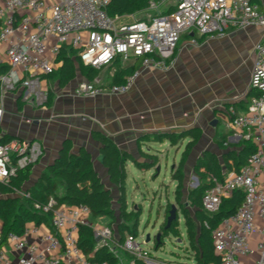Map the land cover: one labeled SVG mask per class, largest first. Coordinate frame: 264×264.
I'll list each match as a JSON object with an SVG mask.
<instances>
[{
    "label": "built area",
    "instance_id": "obj_1",
    "mask_svg": "<svg viewBox=\"0 0 264 264\" xmlns=\"http://www.w3.org/2000/svg\"><path fill=\"white\" fill-rule=\"evenodd\" d=\"M110 2L0 0V44L6 45L5 56L10 66L7 73L0 75V97L18 92L23 104L44 106L48 92L42 85V77L57 68L56 58L63 46L72 48L84 66L96 70L106 68L116 58L121 59L122 66L139 61L137 71L124 83L107 88L110 94L120 96L130 90L141 71H168L184 34L212 37L222 36L229 28H264V10L251 0H149L144 13L159 12L156 16L146 15L147 19L137 17L139 14L110 17L107 14ZM197 43L193 37L191 44ZM47 51L51 59L44 55ZM98 84L97 79L80 82L74 95L95 98L104 89ZM247 90L249 99L241 112L233 106L225 109L227 128L233 135L224 146L251 141L254 152L238 172L224 171L222 180L208 177L209 186L201 201L202 209L213 214L223 199L234 192L243 194L238 209L210 229L213 250L221 264H241V258L252 252L249 240L253 234L260 238L256 244L259 254L256 264H264V185L259 181L264 180V41L255 46ZM3 113L0 108V120ZM43 153L39 140L13 138L1 143L0 183L7 184L19 171L34 168ZM18 194L30 197L27 189ZM255 206L259 208L261 226L254 221ZM34 208L49 214L48 224L28 223L22 235L9 233L3 241L0 232V264H108L90 261L78 247L81 225L93 230L96 242L110 240L114 232L93 216L87 205L58 206L49 198L46 204L34 203ZM205 227L209 229L206 223ZM136 237L127 233L112 248L107 245L117 259L116 264H160L148 259L149 252L141 248L145 240L137 244ZM3 243L7 244L6 249ZM187 247L185 260L170 264H196Z\"/></svg>",
    "mask_w": 264,
    "mask_h": 264
},
{
    "label": "crops",
    "instance_id": "obj_2",
    "mask_svg": "<svg viewBox=\"0 0 264 264\" xmlns=\"http://www.w3.org/2000/svg\"><path fill=\"white\" fill-rule=\"evenodd\" d=\"M251 1L264 10V0ZM193 37L198 41L196 46L191 44ZM263 41L264 28L257 26L242 30L229 28L222 36L212 37L189 32L181 37L168 71H141L124 95H112L102 89L103 92L95 98L78 97L74 90L83 81H77L76 77L77 83L73 80L65 87L55 83L56 96L49 105L37 107L20 101L19 108L18 92L0 97V108L4 111L0 120V138L39 140L44 148L42 158L23 188L28 189L34 184L36 180L32 178L36 177L38 169L40 176L43 169L53 163L64 140L71 141L73 151L86 148L96 154L101 148L96 134L107 137L120 150L142 163L148 161L147 156L158 159L162 156L156 148L173 146L167 140L163 143L153 141V134L178 135L198 129L201 138L188 162L192 164L191 161L204 151L215 153L221 160L216 136L218 138L223 132L227 140L233 135L227 128L225 109L235 105L241 112L245 108L250 95L247 84L255 46ZM5 50L6 45L0 44V64H7ZM44 82L45 88L48 87L49 82ZM145 136L149 138L143 139ZM190 142L191 139L185 137L176 147ZM240 147V144H230L228 148L239 151ZM231 162L228 163L231 165ZM131 164L136 167L133 162ZM224 168L222 166V172L226 171ZM29 183L31 186L27 187ZM1 227L0 221V230ZM257 241L258 236L252 237L254 249L250 257L241 259V264H256L259 259L255 251Z\"/></svg>",
    "mask_w": 264,
    "mask_h": 264
},
{
    "label": "trees",
    "instance_id": "obj_3",
    "mask_svg": "<svg viewBox=\"0 0 264 264\" xmlns=\"http://www.w3.org/2000/svg\"><path fill=\"white\" fill-rule=\"evenodd\" d=\"M149 0H111L107 7V14L110 17L123 16L131 14H143L147 9ZM57 68L48 76L42 77V80L50 82V79L56 78L59 87H65L72 82L79 71L88 81H94L99 70L89 66H84L78 59L76 52L68 47L63 46L56 58ZM113 70L111 75V84L119 85L125 82V79L134 74L139 68V61L132 65L123 67L121 59L116 58L112 64L106 67ZM10 66L8 64H0V75L7 73ZM51 97L48 96L47 105L51 103ZM20 97H18V106L21 107ZM233 107L236 108L235 105ZM101 144L102 166L105 168L106 176L109 181L119 187L122 194V204L125 201L126 194V167L129 161H132L138 169L143 168L145 171L156 168L158 164L149 158L148 162H138L128 153L120 150L115 143L103 135L96 134ZM153 141L163 143L169 141L173 145L174 142L179 143L185 137H189L191 142L185 146L182 157L177 168V172L172 171V180L177 181L175 190V201L179 202L177 206L178 217L171 227L166 231V218L168 212L165 209L164 221L160 227L161 240L171 231L177 238H182L178 232L179 215L183 216L185 225V238L187 240V251L193 257L196 264H221L220 257L214 253L210 229L219 225L226 217L232 215L243 202V194L234 192L229 198L222 200L219 210L216 213L208 214L202 209V197L208 188L207 178L210 176L217 177L222 180V165H225L227 172H238L240 167L246 163L247 157L254 152V146L251 141H243L240 143V150H231L224 146L225 136L222 135L221 140L217 142L218 148L221 150V162L217 155L212 152H204L194 163V171L198 174L199 185L194 190L186 192L185 201L183 199V167L186 157L196 141H198L201 133L198 129H190L180 134L158 133L153 134ZM217 137V136H216ZM148 136L143 139H148ZM13 139L9 136L0 138V144L6 143ZM223 151V152H222ZM152 157V156H150ZM231 162V165L228 163ZM33 172V168H26L18 172L15 177L10 178L7 184L0 183V221L2 241L9 233L22 235L26 224L28 223H45L48 224L49 214H44L34 208V203L46 204L49 198H53L57 205L74 206L84 204L87 205L95 217H111L115 218L117 214H123L119 206L116 213L114 209H110L112 196L110 191L104 188L100 182L98 172L93 165L91 155L84 148L73 151L70 140L62 143L58 156L52 164H50L45 173H43L28 188L29 198L23 197L18 193L24 189V185L29 181ZM47 173V174H46ZM63 189V193L59 195V190ZM126 208V206H125ZM140 210V209H138ZM133 213V212H129ZM139 216L138 218L139 222ZM205 223L209 229L205 227ZM138 223L133 226L132 231L127 232L128 227L118 225V232L126 235H137ZM121 236L119 241H123L125 236ZM78 247L90 261L107 262L108 264H116V257L108 251L107 248H100L95 251L96 241L94 240L93 230L81 225L78 229ZM156 248H160L162 243Z\"/></svg>",
    "mask_w": 264,
    "mask_h": 264
},
{
    "label": "rangeland",
    "instance_id": "obj_4",
    "mask_svg": "<svg viewBox=\"0 0 264 264\" xmlns=\"http://www.w3.org/2000/svg\"><path fill=\"white\" fill-rule=\"evenodd\" d=\"M158 12L159 10L158 11L153 10L147 13L140 14L137 17L139 18L143 17L144 19H147L146 15L156 16ZM82 38L85 40L84 34H82ZM44 55L47 56L49 59L52 58V55L48 51L45 52ZM5 59L7 60L6 56ZM110 73L112 74L113 70L110 69L103 70V68L99 70L96 79L97 81H99L98 85L100 87L104 89L108 88L109 83H111ZM76 77H77V81H84L83 79L85 78L79 71L77 72ZM77 81L74 80L73 83H77ZM55 83H57L56 78L54 79L51 78L48 84L49 86L46 87L48 96L52 98L51 102L54 100V97L56 96L54 92ZM42 85L45 88L46 82H44V80L42 81ZM219 134L220 136H218V138L216 137L215 139L216 141H220L221 140L220 137L224 133L221 132ZM200 138L201 136L199 137L198 141H196L195 145L192 146L189 155L186 157V162L183 167L182 172L184 173L183 175L184 192L182 196L183 199L181 200L182 202L185 201L186 192L189 190H194L199 185L198 174L193 170L194 163L196 160L191 161L193 165L190 164L188 160L190 159V156L192 155L193 150L196 147L197 143L199 142ZM177 142L178 141H176V143L174 142L173 146L169 144L167 146L156 148L158 151H160V154H162V156H160L159 159L157 157V159L155 160V157H153V155L152 157H148V156H147L148 158L146 157L147 160H149V158H151V160L153 161L155 160L154 162L156 164H158L159 162V166H160L159 172L156 171V168H153L148 171H145L143 168L138 169L133 164H131L132 161H129L130 163L128 164L126 169V180H125L126 194L124 195L125 201H123V204L121 201L122 194H120L119 187L112 184L106 176L105 168L102 166L101 163L102 160L101 151L99 150L96 154H94V151H91L90 153L88 150H86V148H84L91 155V160L96 169V172H98L100 182L104 185L105 189L110 191V194L112 196L110 209L111 208L114 209V212L116 213L117 211H119V206L123 207L124 205L123 209H121V212L123 214L116 213L117 216L115 218L99 217L101 223L103 222L104 225L112 227L114 232L110 240L96 242V247L98 249L107 248V245L110 248H112V246L116 245L119 242V240L121 239L120 237L123 236L124 234H120L118 232V225H123L125 227H128L127 232H130L132 231L133 226L138 223L136 243L142 244L147 234L151 236V241L148 244L141 245L142 249L149 252V258H148L149 260L155 261L160 264H170L185 260L187 240L185 238V225H184L183 216L179 215V225L177 227L178 232L182 235V239L177 238L174 233L169 231L166 234V236L162 239V245L160 248H156L154 244V237L155 235L158 234L160 227L164 221L165 209L169 211L171 205H175L176 207L179 205V202L175 201V190L178 183L177 181L172 180V171L177 172L176 170L179 166L182 157V152L185 150L186 144L183 143L182 146L176 147L178 144ZM216 146L218 147L217 143ZM216 146H213V148L216 149ZM204 152H211V151H204ZM204 152H202L200 156ZM191 165L193 166L192 168ZM222 166L225 167V165L223 164ZM45 171L46 169H43L40 176L43 173H45ZM38 172L39 169L35 173L36 179L32 178V180H37L39 178ZM259 181L261 182V184L264 185L263 178H259ZM28 186H31L30 183L27 185V187ZM62 193H63V189H60L59 195H61ZM254 208L256 213L254 221L256 224H259V226H261L263 225V223L257 216L259 212V208L257 206H255ZM129 212H133V213H129ZM138 215H140L139 222H138V218L136 219V216ZM254 236H258V235L253 234L249 240V245L251 250L254 249V247L251 244L252 237ZM178 240H181V242H178ZM259 240L260 238L258 236L257 243L259 242ZM2 247L6 249L7 244L3 243ZM255 251H257L256 246H255ZM117 252L119 256H122L121 251H117ZM248 257H250V254L245 257H242L241 259H245Z\"/></svg>",
    "mask_w": 264,
    "mask_h": 264
},
{
    "label": "water",
    "instance_id": "obj_5",
    "mask_svg": "<svg viewBox=\"0 0 264 264\" xmlns=\"http://www.w3.org/2000/svg\"><path fill=\"white\" fill-rule=\"evenodd\" d=\"M159 170H160V166L158 165L156 166V171L159 172ZM177 217H178L177 207L175 205H171L170 210L168 212V216L166 218V226H165L166 231L171 227L172 223L177 220ZM150 241H151V236L147 234L145 236V243L148 244ZM154 242L157 244V246L162 243L160 232H158V234L155 235ZM178 242H181V240H178Z\"/></svg>",
    "mask_w": 264,
    "mask_h": 264
}]
</instances>
